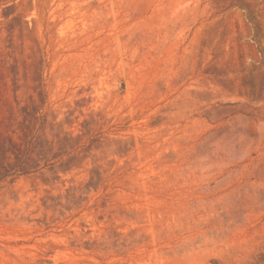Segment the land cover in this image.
I'll use <instances>...</instances> for the list:
<instances>
[{
	"label": "rangeland",
	"instance_id": "374dc122",
	"mask_svg": "<svg viewBox=\"0 0 264 264\" xmlns=\"http://www.w3.org/2000/svg\"><path fill=\"white\" fill-rule=\"evenodd\" d=\"M0 264H264V0H0Z\"/></svg>",
	"mask_w": 264,
	"mask_h": 264
}]
</instances>
